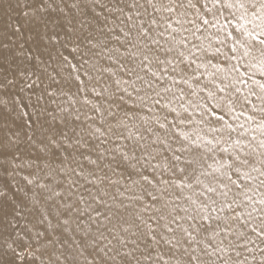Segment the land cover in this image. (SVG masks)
<instances>
[{"label":"snow or ice","instance_id":"6c2138e0","mask_svg":"<svg viewBox=\"0 0 264 264\" xmlns=\"http://www.w3.org/2000/svg\"><path fill=\"white\" fill-rule=\"evenodd\" d=\"M0 264H264V0H0Z\"/></svg>","mask_w":264,"mask_h":264}]
</instances>
